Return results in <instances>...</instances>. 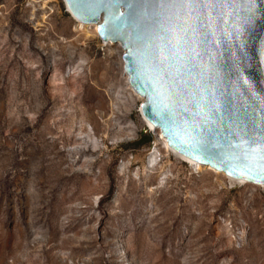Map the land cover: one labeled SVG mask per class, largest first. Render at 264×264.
Masks as SVG:
<instances>
[{
    "label": "rangeland",
    "instance_id": "rangeland-1",
    "mask_svg": "<svg viewBox=\"0 0 264 264\" xmlns=\"http://www.w3.org/2000/svg\"><path fill=\"white\" fill-rule=\"evenodd\" d=\"M93 28L0 0V264H264V187L168 152Z\"/></svg>",
    "mask_w": 264,
    "mask_h": 264
},
{
    "label": "water",
    "instance_id": "water-1",
    "mask_svg": "<svg viewBox=\"0 0 264 264\" xmlns=\"http://www.w3.org/2000/svg\"><path fill=\"white\" fill-rule=\"evenodd\" d=\"M64 2L102 42L122 45L142 115L169 147L264 186V0Z\"/></svg>",
    "mask_w": 264,
    "mask_h": 264
},
{
    "label": "bare ground",
    "instance_id": "bare-ground-1",
    "mask_svg": "<svg viewBox=\"0 0 264 264\" xmlns=\"http://www.w3.org/2000/svg\"><path fill=\"white\" fill-rule=\"evenodd\" d=\"M79 31H82L84 33H88V30L89 28H92L94 27V34H98V26L97 25H86V24H83L81 22H79ZM109 44H112V43H109ZM125 71V69H124ZM126 74V72H125ZM126 78H127V82H128V85L129 87L134 91V89L131 87L130 83H129V76L126 74ZM55 82V79L53 80ZM135 92V91H134ZM136 93V92H135ZM137 94V93H136ZM138 95V94H137ZM141 113H142V110H141ZM143 116V115H142ZM144 118V117H143ZM144 121L148 127V129L152 132H155L156 135L158 136L159 140H161V142L163 143V145L165 146V149L168 151V152H172L173 154H175L177 157L187 161L188 163H190L198 172H201L202 170H209V171H212V172H215L216 174H220V175H224L225 177H227L231 182L233 183H240V184H245L247 182H245L244 180H236V179H233V178H230L228 176H226L224 173H220L214 169H212L211 167H207V166H203V165H200L198 163H195L193 161H191L190 159H187L186 157L180 155L179 153H177L174 149H172L171 147L168 146L167 142H166V139L165 137L163 136L162 132L160 129L158 128H155L150 122H148L145 118H144ZM156 162V159H152L150 160V164H154ZM264 187V186H262Z\"/></svg>",
    "mask_w": 264,
    "mask_h": 264
},
{
    "label": "snow or ice",
    "instance_id": "snow-or-ice-1",
    "mask_svg": "<svg viewBox=\"0 0 264 264\" xmlns=\"http://www.w3.org/2000/svg\"><path fill=\"white\" fill-rule=\"evenodd\" d=\"M249 142L253 144H257V141L254 139V137H250Z\"/></svg>",
    "mask_w": 264,
    "mask_h": 264
},
{
    "label": "built area",
    "instance_id": "built-area-1",
    "mask_svg": "<svg viewBox=\"0 0 264 264\" xmlns=\"http://www.w3.org/2000/svg\"><path fill=\"white\" fill-rule=\"evenodd\" d=\"M117 45H119V46H120V48H121V49H122V51H123L122 45H120V44H117ZM122 53H124V51H123ZM122 56H123V55H122Z\"/></svg>",
    "mask_w": 264,
    "mask_h": 264
}]
</instances>
